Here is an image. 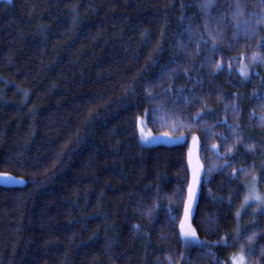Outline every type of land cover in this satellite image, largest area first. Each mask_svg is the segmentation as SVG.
Returning <instances> with one entry per match:
<instances>
[{"label": "trees", "instance_id": "1", "mask_svg": "<svg viewBox=\"0 0 264 264\" xmlns=\"http://www.w3.org/2000/svg\"><path fill=\"white\" fill-rule=\"evenodd\" d=\"M200 3L0 2V173L24 181L0 185V264H230L241 246L264 264V214L237 216L253 176L264 193V61L250 63L264 23L236 42L232 27L260 0H212L213 53ZM140 125L198 138L201 245L179 238L187 142L143 146Z\"/></svg>", "mask_w": 264, "mask_h": 264}, {"label": "snow or ice", "instance_id": "2", "mask_svg": "<svg viewBox=\"0 0 264 264\" xmlns=\"http://www.w3.org/2000/svg\"><path fill=\"white\" fill-rule=\"evenodd\" d=\"M199 6L205 17V25H204L205 30L207 31L209 38L213 40V45L211 48L208 49V51L210 53H213L216 51L215 42L217 39L220 38V33L218 32L213 33L211 31L213 16H212L210 9H212L214 5L212 3V0H201V3ZM230 7H233V5H230ZM260 8H261V12L259 14L250 13L248 15V19L244 20L242 23H233L232 27L234 29L233 30V41L234 42L238 41L242 35L247 40L254 34V32L251 29L253 19H255V23L257 25L264 23V0H260ZM242 15H244V13L241 10L240 4L236 3L233 7V16L236 19H238ZM227 22L228 21L226 17H219V18H215L214 20L216 27H220L221 25L226 26ZM200 44H203L205 48L208 47V41L203 39L202 36L200 37L199 43L197 44V48H199ZM257 48L261 51H264V41L258 43ZM242 61H243V57H242ZM260 61H264V55H261L259 51H254L250 57V63L254 64ZM247 67L248 65H245L242 62L241 69H240V75L244 77L245 79L248 78V72L246 70ZM220 68H221V64L217 62L216 69H220ZM259 99H264V98H259ZM233 107L235 108V105H233ZM262 108H264V105H262ZM191 119H192V123H200L203 117L200 113H197L196 117H193ZM259 123L261 125H264V114H262L259 117ZM182 126H183V123L181 121H176L174 124L173 130H176L177 128L182 127ZM233 131H235V129H233ZM165 136H167V133H165ZM177 139H182V137H177ZM141 140L146 143L148 142V137L144 136V134L141 133ZM192 140H193V147H195V145L198 143V138L196 136H193ZM239 141H240V136L239 134H237L235 136V142L238 143ZM215 147L216 146L213 145V148ZM247 147L249 150L254 149V146L252 144H248ZM229 151H231V149H229ZM191 154H192V149H190V152H189L190 163H191ZM241 171H243V169ZM261 177L264 178V171H262ZM198 181H199V168L197 167L196 169H194L193 180L189 184V188H188V200L186 201L185 208H184L185 220L187 219V216L189 212L191 211L192 201L196 194V184L198 183ZM18 182L22 183L23 181H18ZM250 202L254 203L255 206L258 209H260L261 214H264V193H260L258 191L256 187V177L255 176H253V182L251 184L249 191L246 193L244 197V203L241 205V207L244 208L246 206H249ZM149 211H151V209ZM237 216H239V212L237 213ZM184 223L185 221L181 222L180 232H179V238L183 242L184 246L189 247L192 245H199L200 241L197 237L196 231L192 229L190 226L186 229L184 227ZM238 235H239V232L237 230V236ZM247 238L249 241H251L255 238V234L249 235ZM251 254H253V250L248 249L247 255H251ZM262 255H264V252H262ZM231 261H232V264H247L245 250L241 248L240 252L233 253L231 257ZM169 262L171 264V257H169Z\"/></svg>", "mask_w": 264, "mask_h": 264}, {"label": "rangeland", "instance_id": "3", "mask_svg": "<svg viewBox=\"0 0 264 264\" xmlns=\"http://www.w3.org/2000/svg\"><path fill=\"white\" fill-rule=\"evenodd\" d=\"M1 1H8V0H0V2ZM243 64L247 65L245 62H243ZM240 69H241V65H240V68L238 69L239 74H240ZM246 70L248 72V68ZM141 133H143L144 136L148 137V142L145 143V142H143L141 140ZM138 136H139L140 143L143 146H146V147L156 146V145H173V144H176V143H179V142H183V141H186L187 142V144H188L187 165H188V171H189L188 188H189V184L193 180V172H194V169H196L197 167L199 168V181L196 184V194H195V197H194V199L192 201L191 211L189 212V214L187 216V219L185 220V211L183 210L182 219L180 221V226H181V222L182 221H185L184 227L186 229L189 226L191 227V219H192V216H193V213H194V209H195V205H196V201H197V196H198V191H199V184H200V180H201L202 173H203V169H202V166H201L200 161H199V141L195 145V147H193V140H192V137L193 136H190V137L180 136V137H182V139H177V138H173V137H170V136H163V135H157L156 136V135H151V134L145 132V130L143 129V127L141 125L138 128ZM190 149H192L191 163H190V155H189ZM18 181H23V180L22 179L15 178V177L10 176V175H7V174L0 173V185H4V186H20V185H23L24 184V181L22 183L21 182H18ZM250 187H249V189H250ZM188 188H187L186 201L188 200ZM249 189H248V191H249ZM186 201H185V203H186ZM243 203H244V201H243ZM249 206L256 207L255 204L252 203V202H250V205ZM246 207H248V206H246ZM246 207L241 208L240 211H239V213H241L243 211V209H245ZM184 208H185V205H184ZM258 210H260V209H258ZM199 245H201V244H199ZM192 246H197V245H192ZM189 247H191V246H189ZM241 248H243L245 250L244 246H241L238 249L237 252H240L241 251ZM230 264H232L231 259H230ZM247 264H248V262H247Z\"/></svg>", "mask_w": 264, "mask_h": 264}]
</instances>
